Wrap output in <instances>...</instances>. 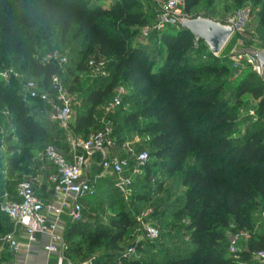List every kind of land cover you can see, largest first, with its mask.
Instances as JSON below:
<instances>
[{
    "label": "trees",
    "instance_id": "16d2710c",
    "mask_svg": "<svg viewBox=\"0 0 264 264\" xmlns=\"http://www.w3.org/2000/svg\"><path fill=\"white\" fill-rule=\"evenodd\" d=\"M198 1H185L184 9L189 16L198 15L189 12ZM234 1L251 2L259 29L264 27V0ZM138 4V0L108 3L101 0H0V71L14 70L8 71V77H0V121L3 124L0 192L6 190L8 197L14 198L19 177L26 175L33 181L37 180V175H43L40 182L33 184L34 188L41 197L52 196L47 177L55 167L41 158L42 151L46 144L53 143L69 155V143L65 130L48 117L47 103L26 95L22 85L33 79L49 89L51 78L56 74L63 86L73 93L78 78L73 75L62 80L61 67L70 62L75 69L84 70L88 67L87 56L95 50V58H110L105 67L109 69L107 73L96 75L86 88L87 109L79 112L70 128L83 137L98 129L102 116L96 114L95 108L112 99V92L119 83L134 87L136 107L121 112V97L113 113L106 116L111 121L114 151L129 159V169L145 168L144 179L152 178L155 171L151 166L154 165L160 176L178 174L181 185L186 187L178 200L169 201L167 205L173 210L177 232L184 234V242L175 244L172 240L175 245H165L169 231H159L157 238L148 240L160 247V261L128 251L124 256L127 263L240 264L244 261V264H264L251 258L253 252L264 248V80L255 71L246 69L228 90V66L219 61V55L211 53L203 40L178 22L161 30L148 31L147 38H156L163 48L158 55L150 53L145 43H132L138 29L151 25L156 19L155 15L136 9ZM53 27L63 42L69 36L79 40L82 47L77 60L72 59L71 48L62 47L49 50L64 53L66 60L62 63L36 57L39 49L48 46L46 38ZM260 43H264V36ZM69 66L66 71L71 75L74 69ZM245 93L249 94L250 101H255L254 115H240L249 103L242 97ZM33 108L38 113L31 114ZM38 114L46 115L58 129L35 119ZM142 118L147 120L141 121ZM130 131L150 135L148 159L141 166L131 158L132 154L122 151ZM13 136L17 139L13 140ZM39 139L46 141L43 147L35 144ZM149 158H153L150 164ZM43 163L45 166L41 165ZM4 168L6 176L2 172ZM137 172L133 175L131 192L135 200H146L145 194H134ZM99 173L89 178L95 187L89 199L96 196L99 189L122 195L113 175ZM166 200L167 193L160 198V218ZM250 202L260 208L256 219L258 230L254 229L249 215ZM231 221L230 233L250 232L245 240L247 247L234 253L228 249L229 238L225 233ZM135 223L132 209L125 204L109 222L88 216L83 207L82 219L70 221L65 228L67 251L79 253L85 240L76 242L74 235H84L88 248L92 245L113 250L95 257L91 264H113L110 260L122 252L120 241ZM143 250L142 242L135 241L134 252Z\"/></svg>",
    "mask_w": 264,
    "mask_h": 264
},
{
    "label": "built area",
    "instance_id": "2783aa9c",
    "mask_svg": "<svg viewBox=\"0 0 264 264\" xmlns=\"http://www.w3.org/2000/svg\"><path fill=\"white\" fill-rule=\"evenodd\" d=\"M186 0H165L157 12V17L151 25H146L144 33L150 29L161 30L168 24L178 22L180 16L189 17L184 9ZM225 23L237 25L240 23L234 17H228ZM239 24L236 26L238 28ZM55 59L59 63L66 60L64 53L57 50L45 53L43 60ZM102 61L95 58L88 60V67L93 75H98ZM236 70L250 69L262 75L264 72V46L249 52L237 53L232 62ZM15 75H18L16 72ZM26 95L39 97L47 105L48 117L57 122L66 132L69 143V155L62 153L53 143L45 145L41 158L51 163L55 170L48 174V182L52 187L51 199L41 197L35 190L31 178L23 175L17 179L15 185V197H8V192H0V211L11 222L12 228L0 233V264H12L1 259V253L5 246L14 253L21 249L22 243L15 234L18 227L23 229L27 247L37 241L40 234H47L49 240L44 244L45 251L56 254V264H91V260L74 262L66 254L68 242L65 239L64 231L70 221H78L83 217V203L81 198L90 197L95 193V187L85 176L86 169L94 155L101 167L99 175H113L116 187L125 195L131 193L133 175L137 168L129 169V159L114 151L115 141L112 136L111 121L103 116L100 118V127L87 136L76 134L70 128V120L73 114V95L63 86L58 75L51 78L50 88L40 86L35 80L28 79L23 83ZM120 86L112 99L106 106V111H111L121 102ZM122 147L127 153L135 157L137 165L144 164L148 159V151L141 149L135 151L130 142L125 140ZM6 176L7 170L3 171ZM62 214L66 215L63 230L58 229L62 221ZM143 231L148 238L154 239L159 236V229L151 223L143 224ZM250 233L246 230L232 232L229 237L228 249L230 252L237 250V241L241 238L247 240ZM256 257L264 261V248L255 252Z\"/></svg>",
    "mask_w": 264,
    "mask_h": 264
},
{
    "label": "rangeland",
    "instance_id": "374dc122",
    "mask_svg": "<svg viewBox=\"0 0 264 264\" xmlns=\"http://www.w3.org/2000/svg\"><path fill=\"white\" fill-rule=\"evenodd\" d=\"M101 1L104 3H108L111 0ZM164 1L165 0H138L139 4L136 9L144 11V13H146L147 15H155L156 18L157 12L161 8V5ZM189 12L190 14H205L221 22H225L228 17H234L240 22L238 28H236V30L226 42L218 56L219 61L225 63L228 66L226 76L229 81V90V88L233 87L240 79V77H242V75L246 72V69L239 71L233 67L232 62L234 56L239 52H249L257 48H262V46H264V43H260V39L264 36V27H262L261 29H259L258 27V18L255 13L256 11L254 5L251 2L247 1L241 2L234 0H199L197 3L191 6ZM144 27L142 26L138 29L137 34L132 37L131 42L145 43L149 48L148 50L150 53H155V55H158L160 52H162L163 48L157 44L156 38L150 40L147 38L149 34L148 32H143L145 29ZM50 32V35L46 38V41L49 44L47 47L39 49V52L36 54L37 58H43L44 54L50 52L49 50L53 47H62L64 49L71 48L72 59L77 60L79 58L78 51L82 46L79 45L78 39L69 36L67 38V41L63 42L59 39V36L57 35V32L54 27L50 30ZM93 58H95V50H92V53L87 56L88 60ZM95 59L100 60L103 63L100 68V70L103 71L101 74L107 73V70L109 68L106 69L105 67L109 63L110 58L107 56H98ZM214 62L216 61H212L211 63ZM67 65H70L69 67H71V69H74L71 75L68 74L66 71ZM67 65L61 67L62 80L67 77H72L73 75H76L78 78V83L75 86L74 92L71 93L74 97V104L73 114L69 125L73 126L75 124L79 112L87 109V105L84 103V94L86 88L91 85L96 76L91 73L89 67L84 70H77L75 69L73 63L69 62ZM8 71L12 72L14 70L10 68L8 70L5 69L3 71H0V77H8ZM24 80L25 79H23L22 82ZM120 86L123 87V90L119 94L120 97H122L121 112L124 113L136 107L134 97L135 88L124 83H119L114 88L112 92L113 95L116 93L117 89ZM242 97L244 101L248 100L249 103L245 105V108L241 111L240 115H245L247 113L250 115H254L253 106L255 105V101H250V96L247 93L243 94ZM109 102L110 99H107L95 108V112L97 115H99V117H109V114L113 113L116 107L113 108V110L111 111H106L105 109ZM31 103L34 102L31 101ZM30 112L31 114L38 113L37 110L34 108L30 110ZM35 119L43 121L48 127L53 128L54 130H57L59 127L56 123H53L51 120H49L46 115L38 114ZM94 119H96L95 121L97 122L99 121L98 118L94 117ZM146 120L147 118H142L141 121ZM2 130L3 124L0 121V135ZM90 132H92V130ZM126 136V140L130 142L131 147H133L134 149H149L147 142L150 135L148 133L130 131L127 132ZM12 139L16 140L17 138L16 136H13ZM41 140L42 139H39V141H37L35 144L43 147L46 141ZM122 151H125V149L123 148ZM97 158L98 155H94V159ZM131 158L135 159L133 156H131ZM152 161L153 158H149L148 163L150 164L152 163ZM40 163L42 162L40 161ZM41 165L45 166L44 163ZM141 165L143 164H140L138 166ZM151 167H153L155 173L149 180L144 179L145 168L141 167L138 170L139 172H137L139 175L134 177L136 183V190L134 194H136L137 192L143 193L147 196L146 200H135L134 196L132 195L133 191L129 195H125L123 193L122 195H114L102 189H99L96 192V196L91 199H89L90 197L81 198L85 213L88 216L93 217L94 219L99 218L103 221L109 222L111 218L116 216V214L120 210V206H122L123 204H125L126 207L132 209V213L136 217V223L132 227L127 229L122 240L120 241V245L123 247L121 249V254H119L116 259L110 260L113 264H128L126 258H124L128 251L134 253L137 256L143 255V257L160 261V247H157L156 243H153L148 240V237L143 231V224L145 223H151L156 225L159 231H169V234L167 235V238L165 240V245L173 246L176 243H183L185 240L184 234L182 232H177V229H179L176 222L177 220L173 216V210L168 208L167 205L169 201H173L176 199L178 200L181 194H183V192L186 190V187L181 185L180 176L178 174H172L170 176L164 174L160 176V171L158 170V168H154V165ZM86 170L88 173L90 172L89 175L92 177L93 174L91 173V171L93 170V168L88 167ZM130 171L131 169L126 170L127 173H130ZM96 172H98V170H96ZM37 178V180L41 181L43 179V175H37ZM166 193L167 200L164 202L163 208L165 211L160 218V198L166 196ZM88 199L89 201H87ZM247 208L249 211L250 218L252 222H254V229L258 230V222H256V219L260 212V208L255 204V202H250ZM62 215L66 218L65 214ZM231 224L232 221L225 228V233L227 234L228 238L231 234L229 232ZM74 238L76 239V242L85 240V242L81 243L79 253L70 254L68 251L66 252L67 256L71 258L74 262L93 260L95 257L99 256L102 253H105L107 251H113L110 248L108 249L104 247H93L92 245L90 248H88V244L84 235H74ZM138 240L142 242V245L144 247V250L142 252H134V243ZM172 240L176 241L175 244L170 242ZM246 245L247 244L245 242V239H239L236 244L237 250L241 251L242 249L247 247ZM127 246H131V248L127 250ZM251 258L254 260H258L255 255V252L252 253ZM244 263L245 262L242 261L240 264Z\"/></svg>",
    "mask_w": 264,
    "mask_h": 264
},
{
    "label": "crops",
    "instance_id": "0c3cea01",
    "mask_svg": "<svg viewBox=\"0 0 264 264\" xmlns=\"http://www.w3.org/2000/svg\"><path fill=\"white\" fill-rule=\"evenodd\" d=\"M264 80V72L262 75H260ZM88 167H92L93 170L91 173L97 174L99 171H101L96 159H93L90 161ZM87 167V168H88ZM98 170V172H96ZM90 173V172H89ZM89 173L85 172V176L89 179L91 176ZM38 179V178H37ZM36 179H34L32 182L33 184H36ZM40 182V180H38ZM1 191V188H0ZM52 197V196H51ZM48 198V199H51ZM5 217L2 212L0 211V233L4 231H8L12 228L11 222L7 219H3ZM67 218V217H66ZM65 217L63 215L61 216V222L58 225L59 230H63L65 226ZM7 222L9 223L7 225ZM16 238L22 243L21 249L18 252H12L8 246H5L4 250L1 253V259L9 261L12 264H56V254L50 253L48 254L44 249V244L49 240V237L47 234H40L37 238V241L34 243H31L29 247L26 245V238L23 233V229L18 227V230L15 234Z\"/></svg>",
    "mask_w": 264,
    "mask_h": 264
},
{
    "label": "water",
    "instance_id": "95a60500",
    "mask_svg": "<svg viewBox=\"0 0 264 264\" xmlns=\"http://www.w3.org/2000/svg\"><path fill=\"white\" fill-rule=\"evenodd\" d=\"M177 21L181 26L189 29L197 39L203 40L214 55H219L239 24L221 22L204 15L180 16Z\"/></svg>",
    "mask_w": 264,
    "mask_h": 264
}]
</instances>
